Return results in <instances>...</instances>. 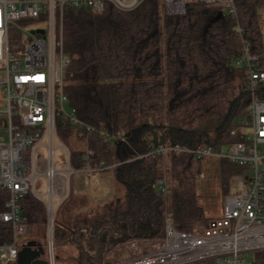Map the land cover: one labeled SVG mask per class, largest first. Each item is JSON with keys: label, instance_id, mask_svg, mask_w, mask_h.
<instances>
[{"label": "trees", "instance_id": "16d2710c", "mask_svg": "<svg viewBox=\"0 0 264 264\" xmlns=\"http://www.w3.org/2000/svg\"><path fill=\"white\" fill-rule=\"evenodd\" d=\"M235 4L236 21L193 1L180 16H167L162 0H144L130 12L111 7L100 14L64 9L62 45L71 61L64 93L77 119L93 132L83 136L74 124L57 118V135L73 168L82 166L87 148L92 167L114 166L101 174L123 185L124 196L94 210L88 195L71 192L56 214L54 246L74 249L75 254L67 259L57 256V261L119 263L125 258L117 254L120 246L162 239L167 218L176 231L201 234L210 221L221 217L222 207L219 217L210 218L198 205L195 182L203 160L176 152L165 160L148 154L161 145L240 140L230 131L236 120L247 117L250 92L246 70L234 66L242 50L235 26L256 58V69L264 72L257 13L264 10V0ZM254 96L264 99V81ZM104 131L107 134L101 135ZM219 162L223 201L246 172L228 161ZM166 169L167 195L158 188ZM6 199L0 190V213ZM19 210L26 228L24 244L43 248V205L28 195L19 202ZM10 239L9 224L0 222V244ZM250 264H264V253L256 254Z\"/></svg>", "mask_w": 264, "mask_h": 264}, {"label": "built area", "instance_id": "2783aa9c", "mask_svg": "<svg viewBox=\"0 0 264 264\" xmlns=\"http://www.w3.org/2000/svg\"><path fill=\"white\" fill-rule=\"evenodd\" d=\"M143 1L0 0V190L7 194L0 222L9 224L11 230L10 241L0 244V263L16 264L20 249L26 245L19 202L31 195L45 212L42 259L46 264H57L55 218L70 196V177L80 173L89 178L114 168L104 164L92 167L88 148L82 166L73 168L70 154L57 135V118L74 124L83 136L93 132L77 119L74 109L71 114L64 111V105L69 104L65 78L71 65L62 45L64 9L100 14L111 7L130 12ZM188 1L215 7L220 15L237 20L235 0H162L164 13L183 15ZM235 31L242 50L234 66L246 70L250 92L247 117L236 120L230 131L231 137L240 140L190 147L161 145L148 155L165 160L176 152L198 160L228 161L244 169L246 178L224 198L221 217L210 221L201 234L176 231L167 218L162 239L120 246L119 251L126 256L115 264H247L244 254L264 252V99L254 96L258 83L264 81V72L256 69V58L251 56L238 25ZM119 138L120 134L114 137ZM158 188L168 194L165 172Z\"/></svg>", "mask_w": 264, "mask_h": 264}, {"label": "rangeland", "instance_id": "374dc122", "mask_svg": "<svg viewBox=\"0 0 264 264\" xmlns=\"http://www.w3.org/2000/svg\"><path fill=\"white\" fill-rule=\"evenodd\" d=\"M259 25L263 36V45H264V10L259 8L257 10ZM64 111L67 114H71L72 109L69 104L64 105ZM214 134L211 133L210 137L213 139ZM205 145V143H204ZM219 164L220 162L215 159H204L202 161V171L198 175L195 188L196 194L198 197V205L205 211L208 217L217 218L221 214L222 207V194H221V180L219 178ZM167 171V172H166ZM166 179L168 180V170L166 169ZM104 177V180H100ZM108 182V183H107ZM168 182V181H167ZM239 182V181H238ZM238 182H234L233 191L238 189ZM69 190L73 194H84L88 195L91 199L95 200L94 210H99L102 206L103 202L98 199L97 195H95V191L104 190L105 192H112V197L109 200L123 199V190L124 186L115 184L113 179L108 174H93L89 178H86L83 174L75 173L72 175L68 181ZM66 188V184H65ZM45 232V231H44ZM45 233H43V236ZM24 241L26 238L23 239ZM56 256H59L61 259H67L75 254L74 249L63 248L58 250L55 247ZM264 253V252H263ZM260 253V254H263ZM117 254L122 256H126L125 252H120L119 248L117 249ZM259 254V253H258ZM243 260L250 264L255 258V253H248L242 256ZM2 264V263H0ZM57 264H71L68 260H59Z\"/></svg>", "mask_w": 264, "mask_h": 264}, {"label": "water", "instance_id": "95a60500", "mask_svg": "<svg viewBox=\"0 0 264 264\" xmlns=\"http://www.w3.org/2000/svg\"><path fill=\"white\" fill-rule=\"evenodd\" d=\"M37 33L43 35V31H38ZM33 245L26 244L23 246L19 253L17 258V264H46L45 261H43L44 251L42 247H38V249H33Z\"/></svg>", "mask_w": 264, "mask_h": 264}, {"label": "crops", "instance_id": "0c3cea01", "mask_svg": "<svg viewBox=\"0 0 264 264\" xmlns=\"http://www.w3.org/2000/svg\"><path fill=\"white\" fill-rule=\"evenodd\" d=\"M100 180H104V177H102ZM111 180H112V177H111ZM95 195H97L98 199L101 198L100 200H102V202L105 203V202L109 201V199L112 197V192L111 191L105 192L103 189L102 190L99 189V190L95 191ZM89 199L91 200L92 203L95 202V200L91 199L90 197H89Z\"/></svg>", "mask_w": 264, "mask_h": 264}]
</instances>
